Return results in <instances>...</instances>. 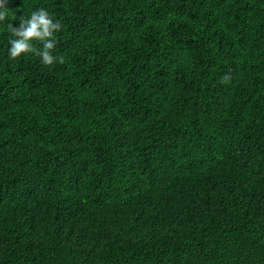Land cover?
Segmentation results:
<instances>
[{"label":"trees","instance_id":"trees-1","mask_svg":"<svg viewBox=\"0 0 264 264\" xmlns=\"http://www.w3.org/2000/svg\"><path fill=\"white\" fill-rule=\"evenodd\" d=\"M38 8L63 63L9 58ZM5 10L0 264H264V0Z\"/></svg>","mask_w":264,"mask_h":264},{"label":"clouds","instance_id":"clouds-1","mask_svg":"<svg viewBox=\"0 0 264 264\" xmlns=\"http://www.w3.org/2000/svg\"><path fill=\"white\" fill-rule=\"evenodd\" d=\"M7 0H0V22L7 19L6 9ZM62 29L60 21L53 19L52 15L44 9L38 8L30 13V15L19 18L18 24L10 23L8 30L11 37L8 43V55L11 59H16L22 54L33 53L41 58V63L45 66H51L54 63H63L64 57H56L52 54L57 46L55 33ZM39 41L42 48H37L32 43ZM230 81V74H226L221 78L222 83Z\"/></svg>","mask_w":264,"mask_h":264}]
</instances>
